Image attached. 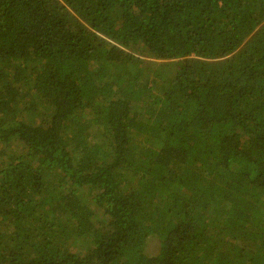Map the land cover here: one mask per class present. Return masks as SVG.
<instances>
[{
  "label": "trees",
  "instance_id": "1",
  "mask_svg": "<svg viewBox=\"0 0 264 264\" xmlns=\"http://www.w3.org/2000/svg\"><path fill=\"white\" fill-rule=\"evenodd\" d=\"M0 264H264V0H0Z\"/></svg>",
  "mask_w": 264,
  "mask_h": 264
}]
</instances>
